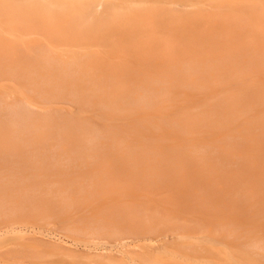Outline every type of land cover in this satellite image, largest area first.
Masks as SVG:
<instances>
[{
	"label": "rangeland",
	"instance_id": "obj_1",
	"mask_svg": "<svg viewBox=\"0 0 264 264\" xmlns=\"http://www.w3.org/2000/svg\"><path fill=\"white\" fill-rule=\"evenodd\" d=\"M22 219L0 264H264V0H0Z\"/></svg>",
	"mask_w": 264,
	"mask_h": 264
},
{
	"label": "bare ground",
	"instance_id": "obj_2",
	"mask_svg": "<svg viewBox=\"0 0 264 264\" xmlns=\"http://www.w3.org/2000/svg\"><path fill=\"white\" fill-rule=\"evenodd\" d=\"M8 222V224H7ZM13 222V223H12ZM27 222V221H26ZM6 223V224H5ZM10 223V224H9ZM19 223V224H18ZM24 220H17V221H6L4 223H0V236L3 235V233H9V232H16V231H23L22 228L26 225V227L24 228H28V226L30 225V223L24 224ZM16 224L19 226H22V224H24V226L19 229L18 227H16ZM32 225V224H31ZM31 227V226H30ZM33 227V226H32ZM5 229V230H4Z\"/></svg>",
	"mask_w": 264,
	"mask_h": 264
}]
</instances>
